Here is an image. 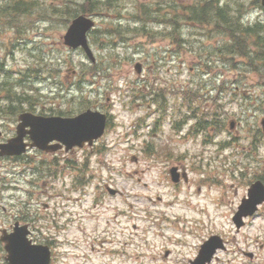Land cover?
I'll list each match as a JSON object with an SVG mask.
<instances>
[{"label": "rangeland", "instance_id": "1", "mask_svg": "<svg viewBox=\"0 0 264 264\" xmlns=\"http://www.w3.org/2000/svg\"><path fill=\"white\" fill-rule=\"evenodd\" d=\"M11 1L0 0V9ZM23 1L27 9L0 22V120L10 136L25 110L73 117L98 109L112 122L92 147L32 151L31 166L17 178L22 189L2 193L0 218L28 225L34 242L55 250L53 264H189L207 230L230 240L212 264H264V204L238 233L233 223L250 182H264V44L242 57L226 50L220 19L207 27L186 19L197 0H95L85 12L98 27L92 64L61 38L87 0ZM259 1L212 0L213 16L215 5H226L233 23H264ZM259 36L264 41V31ZM182 101L203 102L225 127L235 118V130L214 135L208 125L209 140H181L168 133L174 114H159L165 119L156 137L148 133L160 105ZM166 136L172 155L164 156L154 151L167 145ZM5 164L13 165L0 158V171ZM172 164L188 181H170ZM106 184L120 193L110 194Z\"/></svg>", "mask_w": 264, "mask_h": 264}, {"label": "water", "instance_id": "2", "mask_svg": "<svg viewBox=\"0 0 264 264\" xmlns=\"http://www.w3.org/2000/svg\"><path fill=\"white\" fill-rule=\"evenodd\" d=\"M92 24V21L83 15L75 18L64 35V44L72 48L82 46L88 56L93 60L91 50L87 45L85 37L86 31L92 26ZM20 119L22 120L21 127L25 125H31L32 127L30 134L33 139V144L31 145H36L43 149L47 148L46 144L52 139L62 141L67 145V147H71L75 144L82 145L84 141H91L93 138L99 136L104 126V117L98 113L96 114L92 112L82 113L75 118L41 116H34L33 118L31 114L25 113L20 115ZM63 130L66 132V139H70V141L64 139V136L62 135ZM23 135V132H19V136L13 139L12 142H9L6 145H0V155L23 152L25 150V145L21 144ZM15 142H19L20 144L16 145ZM49 148L55 149L56 146H50ZM173 178L176 180L175 175ZM248 196V198L242 200V203L239 206V211L234 218L238 225L241 224L240 218L242 215L252 214L256 209V205L264 200V186L260 181L251 185V188L248 191ZM23 236V232L16 234V237L19 239H23ZM9 238L10 236L5 237L4 240H6L7 249L11 253V263L27 264V262H29L27 260H23L22 258L16 259L15 246ZM30 248L36 252L37 258V261L32 264H48L49 253L47 248L43 246H33ZM211 252L212 250L209 251L208 246H206L201 253L207 255V258Z\"/></svg>", "mask_w": 264, "mask_h": 264}, {"label": "trees", "instance_id": "3", "mask_svg": "<svg viewBox=\"0 0 264 264\" xmlns=\"http://www.w3.org/2000/svg\"><path fill=\"white\" fill-rule=\"evenodd\" d=\"M199 1L198 5H191L188 8V17L186 19H190L191 22H197V25H206L210 24L211 20L213 19H220V23L223 26V31L226 34L227 41L230 38L232 42L226 44L227 49L229 51H233L234 53H237L240 57L244 56L247 52V49L251 45H258V47L263 46L261 44H264V41L262 40L260 42V36L259 33H261L264 30V26L261 25V23L253 25V27H246V28H239L238 24L231 22L228 20L227 16V10L225 7H217L215 5V16H213V7L214 4L212 0H197ZM216 2V0H214ZM88 8L92 5V0L86 1ZM27 5H29L28 1H11L8 5L3 6L0 9V22L4 21L5 18L8 17H14V13H20V11L27 9ZM208 26V25H206ZM253 42L247 44L245 42L246 34H253ZM247 39V38H246ZM247 48V49H246ZM250 51V49H249ZM206 67V65H205Z\"/></svg>", "mask_w": 264, "mask_h": 264}, {"label": "flooded vegetation", "instance_id": "4", "mask_svg": "<svg viewBox=\"0 0 264 264\" xmlns=\"http://www.w3.org/2000/svg\"><path fill=\"white\" fill-rule=\"evenodd\" d=\"M207 122H205V123L208 124ZM204 127H205V125H203L202 126V129H200V130L203 131ZM27 157L28 156L26 155V153H24V155H22V156H4V157H1V159H7V160H9L13 164V165H11V168H12L11 169L12 178L9 180L10 186H12L13 188L14 187H17V188L22 189V187L20 186V184L19 183L18 184H15V182H18L17 181V178L19 177V173H21L20 170L24 167V163H25V166H30V162L31 161H30L29 157H28V159H27ZM14 180H15V182H14ZM5 183H6L5 180L3 182L0 181V199L2 198V193H3L1 191V187ZM4 210H5V208H4ZM27 213H28L27 211H26V214L23 212L22 215H21V217H23V218L26 219L27 218ZM2 219L3 218H0V252H3V254L0 257V264H9V262L6 259V252H5L4 244H3L2 240H1V236L2 235L5 236V235L11 233L12 230H13V225H15L18 222H17V220H14V222L13 221L10 222V220H7L6 218L3 219V220ZM12 222H13V224H12ZM26 222H28V220H26ZM215 234H216L215 232H208L206 234V238L207 237H210L211 235H215ZM204 240L205 239H201L202 242ZM222 241L225 243V248L224 249H226V245L228 243V240L225 239V238H223Z\"/></svg>", "mask_w": 264, "mask_h": 264}, {"label": "bare ground", "instance_id": "5", "mask_svg": "<svg viewBox=\"0 0 264 264\" xmlns=\"http://www.w3.org/2000/svg\"><path fill=\"white\" fill-rule=\"evenodd\" d=\"M180 38V37H179Z\"/></svg>", "mask_w": 264, "mask_h": 264}]
</instances>
